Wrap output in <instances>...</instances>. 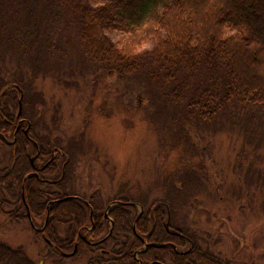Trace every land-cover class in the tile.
Returning a JSON list of instances; mask_svg holds the SVG:
<instances>
[{
  "label": "rangeland",
  "instance_id": "1",
  "mask_svg": "<svg viewBox=\"0 0 264 264\" xmlns=\"http://www.w3.org/2000/svg\"><path fill=\"white\" fill-rule=\"evenodd\" d=\"M35 1L0 0V21L8 20L5 28L23 33L26 29L21 26L29 13L37 14L40 21L44 11L37 8L33 14ZM54 23L41 21L40 33L42 39L53 38L57 54L49 55L35 80L28 71L30 75H23L27 86L25 94L22 91V114L35 122L39 138L52 139V144L57 139L62 147L83 145L84 152L74 157L64 191L93 197L103 208L112 200L124 201L131 207L120 205L119 211L136 219L144 208L151 214L169 198L171 187L180 186L172 218L197 237L201 250L225 264H264V112L241 107L234 115L218 116L211 123L185 120L181 111L171 110L157 91L140 80L120 78L91 63L65 19ZM110 37L118 41L122 35ZM5 70V77L16 74L13 67ZM1 90L0 95L6 88ZM14 96L10 108L16 116L19 100L13 101ZM29 155L35 157V150L31 148ZM12 164L9 152L0 150L1 177ZM13 202L0 186V242L21 248L36 264H95L90 261L100 253L83 251L74 260H61L28 222L13 217ZM158 209L164 212L165 207ZM162 214L164 232L168 225L169 231L180 235L171 226L169 214ZM133 226L137 228L135 222ZM189 248L186 241L180 250ZM196 264L211 263L198 260Z\"/></svg>",
  "mask_w": 264,
  "mask_h": 264
},
{
  "label": "trees",
  "instance_id": "2",
  "mask_svg": "<svg viewBox=\"0 0 264 264\" xmlns=\"http://www.w3.org/2000/svg\"><path fill=\"white\" fill-rule=\"evenodd\" d=\"M35 5L33 14L37 8L42 9L44 14L39 15L42 18L38 21L37 14L33 16L29 13L21 26L26 29L23 33L20 30L13 32L7 25L6 30L8 20L4 19V24L0 21V90L6 88L0 95V134L3 139H12L15 132L16 118L10 102L13 95V101L19 100L20 90L25 94L27 81L23 75L31 73L32 80H35L44 61H49V55L57 54L51 35L49 41L42 39L40 24L44 19H48L52 26L54 22L65 19L79 40L81 53L91 63L103 66L110 74L120 78L140 80L142 85L157 91L160 100L169 104L171 110L181 111L185 120L211 123L218 116L228 118L234 115L241 107L264 112V0H36ZM114 33L122 35L121 39L113 41L110 35ZM41 40L45 44H39ZM147 44L150 47L143 48ZM36 54L42 55L44 60ZM9 67H13L16 74L5 77L8 76L5 69ZM175 116L173 114V118ZM31 121L30 132L41 151L49 152L57 147L70 158L60 183L47 185L35 178L28 180L27 202L36 220L45 216L50 200L76 194L65 192L63 186L70 180L75 155L84 150L81 144H69L63 148L57 139L52 144V139L39 138L34 132L35 122ZM31 148L34 150L21 132L17 133L16 142L12 145H6L0 139V150L6 149L13 161L16 160L6 176L1 177L3 173H0V186L13 201L20 202L18 213L21 215L12 213L13 217H22L26 222L21 186L24 176L32 171L29 160ZM47 173L58 180L60 172L56 165H51ZM177 188L181 189L180 186L171 187L172 190L167 191L169 198L160 203L165 210L160 212L157 209L155 215L159 214L158 217L151 212L139 219L138 234L152 240L157 237L161 243L174 242L163 230L165 219L162 213H169L171 226L181 233L175 242L177 247L182 249L185 239L193 242L189 253L176 256L175 264H196L198 260L225 264L213 258L209 251L201 250L197 237L191 235L188 228L175 224L172 217ZM93 206L97 212L94 202ZM119 210L116 207L111 214L115 219L114 233L109 241V246L114 248L111 258L101 255L97 248L86 247V253H100L90 263L137 264L133 254L142 244L132 231L135 216L126 214L122 217L123 211ZM99 215L95 213L94 219L98 220ZM51 217L47 238L60 249L66 243L70 247L76 236H68L63 242L61 237L53 234L55 227L66 223L72 230H77L89 222L87 208L74 201L54 206ZM152 225L154 231L150 232ZM49 248L56 252L53 246ZM162 253L163 261L166 254ZM146 255L151 257L150 252ZM145 258V255L142 256L143 260ZM0 264L36 263L28 259L21 248L13 249L0 242Z\"/></svg>",
  "mask_w": 264,
  "mask_h": 264
},
{
  "label": "flooded vegetation",
  "instance_id": "3",
  "mask_svg": "<svg viewBox=\"0 0 264 264\" xmlns=\"http://www.w3.org/2000/svg\"><path fill=\"white\" fill-rule=\"evenodd\" d=\"M19 110V108H18ZM22 116V117H21ZM21 116H18V113L16 114L15 118H16V125H15V132L13 134V138H12V142L9 143L7 141L6 138H2L1 134H0V139L2 140V142H4L6 145H12L16 142V137H17V133L21 132L23 135H25V137L27 138L28 142L33 145L36 156L31 158H29L30 160V165L31 168L33 170V172H30L28 174H26L23 178L22 181V186H21V200L23 205L26 208V214H27V222L29 224V226L31 227V229L37 234L40 235L43 239H46L48 242L49 246H53V248L56 250L57 254H59L60 256H62L65 260H74L76 258H78V256L81 255V253L84 251L85 254L86 253V247L89 248H97L98 251L101 253V255L103 256H107L108 258H111L112 256V252L113 249L111 246H109V241L111 239V237L113 236L114 233V228H115V219L114 217L111 215L113 210L116 207H119L120 205L122 207H127L129 206V203H125L124 201H119L118 199L116 200H112L113 202L109 203L107 206L104 207V205L102 203H98L99 201H93L94 204L96 205V208L98 209V211L96 212L94 206H93V202L91 201V199L93 200V197H91V199H85L82 198L81 196L78 195H74V196H64L63 198L60 199H53L50 200L45 208V216L43 218H39V219H34L32 217L30 208L28 206V202H27V196H26V191H27V186H28V180L35 178L39 183H43V184H47V185H55L60 183L66 174V168L68 166V164L70 163V158L64 153L62 152L59 148L55 147L53 149H51L49 152H43L40 150L39 144L38 142H36V140L33 138V136L31 135V133H27L26 134V129H28V122L30 123V131L32 129V121L28 120L26 118L23 117V114ZM18 120H26V123H23V125H19V121ZM37 143V145H36ZM37 160L38 164H34L35 160ZM34 160V162H33ZM16 162V160H15ZM15 162L13 161L12 167H14ZM59 162V163H58ZM56 165V167L58 168V170L61 169L60 174H58L57 178L58 180L52 179L50 175H48L47 171L49 170L51 165ZM37 172V173H36ZM38 174L39 176H36V174ZM64 190V188H63ZM61 191V190H59ZM18 201V202H17ZM16 202L14 201V213L21 215V213H18V211L20 210L19 205L20 202L19 200H17ZM66 201H74L76 203H78L79 205H81L83 207V205L87 208L88 210V214H89V222H87V224L85 226L80 227V229L77 230H72L71 227H68L66 225V223H62V225H59V227H55L53 234L58 235L59 237H61L63 239V242L65 241V238L71 235H75L76 238H74L73 243L69 245L66 243L65 245H63V248L60 249L57 246H54L53 243L47 238V233H49V229L48 226L51 222V220L53 219L51 217V209L56 206V205H60L63 203H66ZM91 201V202H90ZM131 207V206H129ZM133 207V206H132ZM123 208V209H124ZM158 208L155 207L152 210V214L155 216V213H157ZM95 213H97V215L101 214L102 216H98V220L94 219V215ZM124 214H129V212H125L123 211ZM147 212L144 210L142 211L141 215L139 216V218H136L134 221L135 222V227H137L138 224V220L142 218L143 215H145ZM169 214V213H168ZM170 216V214H169ZM134 227V226H133ZM132 227V231L133 228ZM167 228H169V226H165L166 229V234H168L169 236H171L174 239V242H170V241H166V242H158L157 237H155L153 240L152 238L149 239L143 236H140L134 233V235L139 239V241H141L142 247L136 251H134L133 254V258L135 260V262L137 264H175V260H176V256L179 254H187L189 253L192 248H193V242L185 239V241H187L190 244V248L189 250L186 251H181L178 247L177 244H175V242L177 241L178 236H180L178 233L176 232H172L169 231ZM137 229V228H136ZM153 226L150 229V232H153ZM100 233L98 236L96 234ZM96 232V234H95ZM51 234V233H50ZM138 235V236H137ZM45 237V238H44ZM165 249V251H163ZM150 252L151 257H148L146 254H148ZM156 254L153 256V253ZM165 252L166 257L164 258V260H161V255H163ZM92 253V252H90ZM144 255L146 256V258L143 260L142 256L144 257ZM151 258V259H150ZM150 259V260H149ZM146 260V261H145ZM101 264H105L101 263Z\"/></svg>",
  "mask_w": 264,
  "mask_h": 264
},
{
  "label": "water",
  "instance_id": "4",
  "mask_svg": "<svg viewBox=\"0 0 264 264\" xmlns=\"http://www.w3.org/2000/svg\"><path fill=\"white\" fill-rule=\"evenodd\" d=\"M18 88V87H17ZM19 89V88H18ZM20 90V89H19ZM21 92V98L19 99V111H18V116H21L22 114V107H23V94H22V91L20 90ZM27 121H21L19 125L23 124V123H26ZM30 128V123L28 122V129L26 130V134L28 133V130ZM168 226V225H167ZM135 233H136V229L134 228ZM45 238V237H44ZM46 240V239H45Z\"/></svg>",
  "mask_w": 264,
  "mask_h": 264
}]
</instances>
